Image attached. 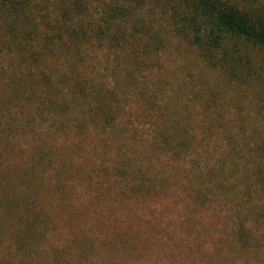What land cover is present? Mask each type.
Listing matches in <instances>:
<instances>
[{
    "label": "trees",
    "instance_id": "1",
    "mask_svg": "<svg viewBox=\"0 0 264 264\" xmlns=\"http://www.w3.org/2000/svg\"><path fill=\"white\" fill-rule=\"evenodd\" d=\"M167 32L195 51L215 86L264 96V0H0V133L47 121L76 135L70 144L38 143L14 178L0 169V227H11L17 252L0 264H24L51 220L37 203L48 172L56 176L49 201L63 207L68 191L60 176L69 170L110 178L121 201L142 198L159 207L173 197L185 209L184 226L201 223L197 214L209 210L206 225L223 223L229 245L257 247L256 234L264 236V112L258 109L260 127L238 113L236 129L219 133L205 115L202 129L189 111L172 115L170 103L160 104L141 80ZM130 92L142 103L125 112ZM144 122L155 125L151 133L137 129ZM125 142L135 149L111 154ZM85 143L103 149L87 166L66 159L69 147L85 153ZM188 209L198 212L195 222ZM117 235L130 243L129 235ZM212 257L221 259L222 249Z\"/></svg>",
    "mask_w": 264,
    "mask_h": 264
},
{
    "label": "rangeland",
    "instance_id": "2",
    "mask_svg": "<svg viewBox=\"0 0 264 264\" xmlns=\"http://www.w3.org/2000/svg\"><path fill=\"white\" fill-rule=\"evenodd\" d=\"M165 36L166 46L155 57L156 60L150 59L149 68L143 71L141 77L154 90L160 104L168 101L173 112H177L172 114L174 116L189 111L188 119L200 129L205 123L199 119L203 115L209 117L214 121L213 130L217 133L226 126L236 129L234 118L238 113L249 118L251 124L262 125L258 119V109L264 112V96L260 98L255 88L237 92L215 86L211 71L195 51L171 32ZM93 62L100 65L98 59ZM212 90L215 91L214 100L211 98ZM127 99L125 112L142 103L131 92ZM206 104L209 105L208 110ZM135 111L138 110H131L132 113ZM132 119L138 125V119ZM19 120L25 122L24 114L22 117L20 115ZM47 125V121H38L31 127L21 128L17 134L14 131L0 133V169L8 171L5 178L15 177L17 166L30 159L38 143L48 141L55 146L61 142L70 144L76 139L71 129L67 135ZM142 125L137 129L147 133L155 128L150 122ZM212 141L217 145L221 143ZM134 143L136 146L140 144L137 140ZM84 148L86 152L79 154L75 148L69 147L66 159L87 166L88 157L103 149L101 147L93 152L91 145L86 143ZM53 149L59 157L58 149ZM133 149L125 142L120 150L112 146L109 151L111 154L130 153ZM55 177L48 172V184L42 189L37 202L47 209L51 220L44 236L30 247L29 255H24L21 260L24 264H264V236L261 230L256 234L259 238L257 247L242 252L237 246L228 244L223 223H216L212 219L206 225L211 215L209 210L193 215L188 209L189 214L195 216L192 221L195 222L198 213L201 223L196 220L195 224L184 226L179 218L185 209L173 197L165 198L159 207L155 203L149 205L142 198L121 201L120 197L115 198L119 195V188L110 178L101 180L95 174L80 176L75 170L66 171L60 176L68 192L64 206L58 207L57 200L49 201ZM92 194H100L102 200L92 199ZM177 198L181 199L179 194ZM10 228L0 227V262L15 251ZM122 232L130 236V243L119 241L117 234ZM219 249H222L224 258L218 260L212 255ZM15 259L19 260L18 257Z\"/></svg>",
    "mask_w": 264,
    "mask_h": 264
}]
</instances>
